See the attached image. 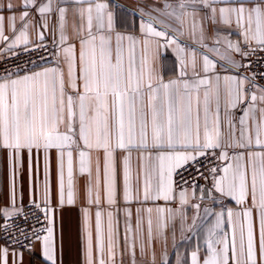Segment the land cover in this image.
Here are the masks:
<instances>
[{"label":"snow or ice","instance_id":"snow-or-ice-1","mask_svg":"<svg viewBox=\"0 0 264 264\" xmlns=\"http://www.w3.org/2000/svg\"><path fill=\"white\" fill-rule=\"evenodd\" d=\"M6 9L20 14H0V165L7 176L0 220L13 244L0 248V264H24L25 252L38 255L40 264H62L56 210L80 198L87 205L82 208L86 264H124L125 255L136 264L137 251L144 257L148 246L166 239L165 212L168 221L179 217L183 230L190 184L185 173L193 169L201 178L211 177V189L200 188L201 198H212L215 191L239 210L227 209L229 240L219 231L224 211L204 209L215 222L207 228L206 256L201 262L197 247L191 264H264V85L256 83V73L240 74L250 67L244 59L264 52V0H155L141 6L138 35L116 32L114 13L102 0H22L20 5L9 0ZM45 30L53 36L49 54L55 62L37 68L31 53L49 52ZM185 30L204 49L199 67V49L179 39ZM233 35L239 39L233 41ZM172 45L180 72L165 82L156 63L161 49ZM133 151L140 154L138 161H148L138 164L135 178ZM25 160L27 212L20 183ZM214 160L227 163L217 166ZM77 166L86 177L82 189ZM195 180L192 176L193 197ZM4 194L0 190V197ZM160 200L180 207H144ZM121 201L125 228L118 244L114 212L118 224ZM132 204L140 205L134 223ZM17 220L23 224L11 223Z\"/></svg>","mask_w":264,"mask_h":264},{"label":"crops","instance_id":"crops-1","mask_svg":"<svg viewBox=\"0 0 264 264\" xmlns=\"http://www.w3.org/2000/svg\"><path fill=\"white\" fill-rule=\"evenodd\" d=\"M9 0H0V14L8 17L10 15L19 16V11L10 12L6 9V4ZM16 5H20L22 0H12ZM102 2L109 3L110 10L114 13L115 17V30L118 33L124 34H139V23H140V13L141 6L144 4L154 3L155 0H102ZM160 3H163V0H159ZM170 3L175 4L177 0H169ZM114 5H119L115 7ZM135 14V15H134ZM147 19V17H143ZM69 21H71V13L69 14ZM20 21L17 20V26H19ZM159 28L160 25H157ZM34 39V34L31 37ZM179 39L189 48L199 49V45L193 41L191 36L185 30V35L179 37ZM239 39L237 36L233 35L232 40L236 41ZM53 42V36L51 32L45 30V40ZM127 43V42H126ZM209 46H211L212 41L209 39L207 41ZM53 44V43H52ZM223 50V49H222ZM204 49H199L197 52V67H199L201 56L200 53ZM214 59H217L213 54L209 53ZM236 59H241L239 56ZM55 62V61H54ZM54 66V63L48 65ZM156 69L159 74L162 76L165 82L169 79H175L180 72V64L175 53V45L168 47L167 49H161V55L159 56ZM236 70L233 69L230 74H235ZM222 74H226L223 73ZM241 75H247L243 72V69L240 70ZM258 84V83H257ZM240 113L237 112V115ZM218 154V153H217ZM55 155V154H53ZM132 171L133 177L135 178L138 164L144 163L147 164L148 161L145 159L143 162L138 161V152H132ZM147 157V154H144ZM122 154L117 157V179L118 182L122 185V165H121ZM96 154L93 153V160L95 161ZM227 163L226 161H221V165ZM93 175H95V168H93ZM86 177H80L78 172V166L76 168V183L78 189H82ZM33 180L35 181V158L33 159ZM20 183L23 186L24 198L23 204L26 205L29 203V194H28V173H27V160H25V169L20 177ZM52 184L53 192L55 193V184H56V171H55V160L53 159L52 163ZM200 188L211 189V178L202 180L197 184L195 195H192V187L189 188V198L188 203L184 205V214L185 221L183 223V230L181 226V220L179 217H176L174 220L168 221L167 212L164 213V219L167 222V228L165 230L166 239L159 238L153 245L147 247V255L141 257L139 251H137L136 264H152L153 252L155 255V264H191V253L199 247L198 258L203 260L207 252V228L211 223L215 222L214 215H206L204 209L208 208L210 212L217 213L224 211L225 215L222 218L221 233L226 234L227 238L230 240L232 233V225L228 222L227 219V209L232 208L233 210H239V206L235 201L230 198L221 197L215 191L211 192V197L204 196L201 198ZM0 190L4 191V196L0 197V206L7 205V176L3 173V166L0 165ZM199 204L200 208L197 210L193 205ZM53 206L55 207V195L53 198ZM87 205L84 203L83 199L80 198L77 200L75 205L68 206L65 205L63 209H57L55 214V241L59 250L62 248V264H86L85 255H84V235H83V225H82V208ZM140 205L132 204L131 208L133 210V223L135 220V209ZM117 207L120 208L118 216V224L116 223V214L114 212V227L117 229V242L122 244L123 234H124V214L122 201L121 204ZM144 207H152L154 210L156 207H162L165 209L171 208L173 210L180 207L178 203L165 202L160 200L156 203H148ZM97 209L92 206L91 211V225L93 230V239L95 241V211ZM156 213L153 212L154 218V232L156 231L155 223ZM196 218V223L193 226V218ZM1 222V220H0ZM105 230L107 228V217L104 218ZM191 227V231L189 228ZM4 247L0 243V248ZM37 253L39 252V246L36 248ZM24 264H40L39 256H31L28 253H24ZM124 264H129L128 256L124 257Z\"/></svg>","mask_w":264,"mask_h":264},{"label":"built area","instance_id":"built-area-1","mask_svg":"<svg viewBox=\"0 0 264 264\" xmlns=\"http://www.w3.org/2000/svg\"><path fill=\"white\" fill-rule=\"evenodd\" d=\"M43 43L45 45H47L49 52H45L43 49H41L38 52L31 53V59L36 62L37 68H39L41 66H48V65L54 63V57L49 54L51 49H52V47H53L52 42L46 41V42H43ZM41 55H44V57H45L44 60L40 59ZM28 59H29L28 55L23 54V53L21 54V60L22 61H27ZM11 63L14 64V63H16V61L12 60ZM242 63H244L245 65L250 64V67L243 69V72L246 73L249 76L252 73H256L257 74L256 83L264 85V79H260L259 78L260 74L264 73V52H257L255 55H251V56L247 57L246 59H244L242 61ZM214 165H217V166L221 165V161L214 160ZM201 171H204L205 172V176H208L207 171H205V169L203 167H201ZM185 176L188 177V179L190 180V184L188 185V188L192 187L191 186V177L192 176H196V180H195V184L196 185L199 182H201L202 180H204V178H201V177L198 176V174L195 172L194 169L191 171L190 174L189 173H185ZM208 178H211V177L208 176ZM27 206H28V203L25 205V208H24V210L26 212L29 211V208ZM3 223H4L3 220H1V222H0V243L3 246H8L11 249V247H13L12 237L8 233H5L3 231V228H2ZM11 223L23 224V221L22 220H17V221H13Z\"/></svg>","mask_w":264,"mask_h":264}]
</instances>
